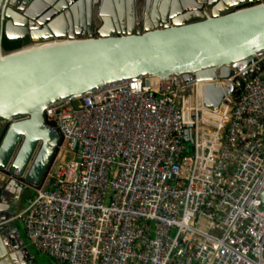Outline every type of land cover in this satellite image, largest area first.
<instances>
[{
  "label": "built area",
  "instance_id": "1",
  "mask_svg": "<svg viewBox=\"0 0 264 264\" xmlns=\"http://www.w3.org/2000/svg\"><path fill=\"white\" fill-rule=\"evenodd\" d=\"M229 68L49 105L50 183L10 218L33 250L52 264H264V54ZM193 84L221 86L220 105Z\"/></svg>",
  "mask_w": 264,
  "mask_h": 264
},
{
  "label": "water",
  "instance_id": "2",
  "mask_svg": "<svg viewBox=\"0 0 264 264\" xmlns=\"http://www.w3.org/2000/svg\"><path fill=\"white\" fill-rule=\"evenodd\" d=\"M3 39L25 42L5 50ZM263 54L264 0H0V196L50 183L49 105L142 76L226 78ZM223 94L206 84L204 104Z\"/></svg>",
  "mask_w": 264,
  "mask_h": 264
},
{
  "label": "crops",
  "instance_id": "3",
  "mask_svg": "<svg viewBox=\"0 0 264 264\" xmlns=\"http://www.w3.org/2000/svg\"><path fill=\"white\" fill-rule=\"evenodd\" d=\"M28 194L29 189L24 191L11 188L7 193L0 196V221L3 220V224H0L2 230H0V232H2L0 235V264H26V258L30 260L33 258L34 262H31L37 264L35 257L30 250L29 243L26 241L23 232H20L16 224L17 220L10 219L13 215L11 213L20 210L23 199ZM20 238L22 239L23 244L20 242ZM15 244L19 245V247L15 246ZM5 252H7V255ZM36 257L39 256L36 255ZM43 263L45 264V262Z\"/></svg>",
  "mask_w": 264,
  "mask_h": 264
},
{
  "label": "trees",
  "instance_id": "4",
  "mask_svg": "<svg viewBox=\"0 0 264 264\" xmlns=\"http://www.w3.org/2000/svg\"><path fill=\"white\" fill-rule=\"evenodd\" d=\"M24 42H25V40L24 41H16V40L10 41L7 39H3L2 46L5 50H11V49H14V48L21 46ZM38 255L40 257L45 258V260H44L45 264H52L51 260L48 257H46L44 255H40V254H38Z\"/></svg>",
  "mask_w": 264,
  "mask_h": 264
},
{
  "label": "bare ground",
  "instance_id": "5",
  "mask_svg": "<svg viewBox=\"0 0 264 264\" xmlns=\"http://www.w3.org/2000/svg\"><path fill=\"white\" fill-rule=\"evenodd\" d=\"M152 78L158 79V77H156V76H155V77H152ZM192 87H193L192 91L194 92V89H195V92H197L198 95H200L199 92L201 91V89H202L204 86H203V84H193ZM202 109H203V111H207V109H206L205 107H203ZM10 189H11V188H9L8 190L3 191L1 195L7 193ZM16 189L24 190V191H27V190H28V189L25 188V187H24V188H23V187H22V188H16Z\"/></svg>",
  "mask_w": 264,
  "mask_h": 264
},
{
  "label": "rangeland",
  "instance_id": "6",
  "mask_svg": "<svg viewBox=\"0 0 264 264\" xmlns=\"http://www.w3.org/2000/svg\"><path fill=\"white\" fill-rule=\"evenodd\" d=\"M16 224H17V226H18L20 232L22 233V230H21V228H20V227H21V222L16 221ZM29 247H30L31 252L33 253V255H34V257H35V261H36V263H37V264H44L43 262H44L45 258H44V257H40V256L38 255V253H36V251L33 250V248H32L31 245H29ZM35 254H36L37 256H39V257H36Z\"/></svg>",
  "mask_w": 264,
  "mask_h": 264
},
{
  "label": "flooded vegetation",
  "instance_id": "7",
  "mask_svg": "<svg viewBox=\"0 0 264 264\" xmlns=\"http://www.w3.org/2000/svg\"><path fill=\"white\" fill-rule=\"evenodd\" d=\"M85 29H87V28H85ZM56 152H57V149H56V151H55V153H54V155H53L52 161H53V159H54V157H55V155H56ZM47 170H48V169H47ZM26 259H27L26 264H34V263L31 262L30 259H28V258H26Z\"/></svg>",
  "mask_w": 264,
  "mask_h": 264
}]
</instances>
